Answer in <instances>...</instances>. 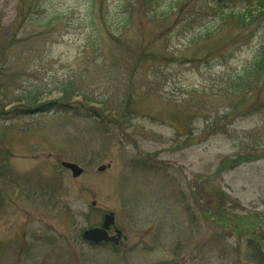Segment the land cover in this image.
Segmentation results:
<instances>
[{"label":"rangeland","instance_id":"rangeland-1","mask_svg":"<svg viewBox=\"0 0 264 264\" xmlns=\"http://www.w3.org/2000/svg\"><path fill=\"white\" fill-rule=\"evenodd\" d=\"M243 1L0 0V264H255L264 21L214 7ZM109 210L120 245L84 240Z\"/></svg>","mask_w":264,"mask_h":264},{"label":"trees","instance_id":"trees-1","mask_svg":"<svg viewBox=\"0 0 264 264\" xmlns=\"http://www.w3.org/2000/svg\"><path fill=\"white\" fill-rule=\"evenodd\" d=\"M243 1L242 5L238 9H233L227 5H214L215 13L221 17L222 23H234L239 28H245L261 22L264 19V0H247ZM48 19H44L40 16L34 24L45 23ZM129 24V23H127ZM237 86L240 90L247 89L249 83L250 85H255L257 89H263L264 83V37L261 39L258 49L255 51L252 59L240 70L236 75ZM235 85V86H236ZM259 85L261 87H259ZM71 87L64 85L61 89V92L64 96H69ZM44 92H39V88H34L26 93L22 94L18 99H27L29 102L38 99L40 96H43ZM74 95V94H73ZM211 125H208L203 130L206 131L210 129ZM227 162H224L226 165ZM219 211V210H217ZM206 213V211H205ZM218 214V213H217ZM216 215V214H215ZM208 218L215 220L214 216L209 214ZM217 222V220H216ZM262 234L252 235V241L250 243V260L255 264H264V231ZM242 235L241 232H239ZM261 235V236H260ZM251 237V236H250ZM262 237V238H261ZM252 245L254 248H251ZM249 246V245H248Z\"/></svg>","mask_w":264,"mask_h":264},{"label":"water","instance_id":"water-1","mask_svg":"<svg viewBox=\"0 0 264 264\" xmlns=\"http://www.w3.org/2000/svg\"><path fill=\"white\" fill-rule=\"evenodd\" d=\"M62 165L70 169L73 173V176L75 177L80 176L84 171V169L79 164L74 162L62 161ZM108 167H110V164L101 165L99 166V170L103 171ZM92 204L95 205L96 202L93 201ZM112 226H115V213L108 212L104 216L103 225L101 227H93L85 230L83 237L93 243L114 242L115 244H118L122 235V231L116 228V235L110 236L108 231Z\"/></svg>","mask_w":264,"mask_h":264}]
</instances>
